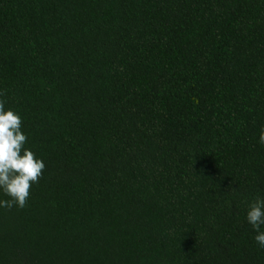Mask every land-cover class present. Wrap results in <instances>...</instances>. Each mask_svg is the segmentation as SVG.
<instances>
[{
  "label": "trees",
  "instance_id": "obj_1",
  "mask_svg": "<svg viewBox=\"0 0 264 264\" xmlns=\"http://www.w3.org/2000/svg\"><path fill=\"white\" fill-rule=\"evenodd\" d=\"M0 92L45 164L0 264H264V0H0Z\"/></svg>",
  "mask_w": 264,
  "mask_h": 264
},
{
  "label": "clouds",
  "instance_id": "obj_2",
  "mask_svg": "<svg viewBox=\"0 0 264 264\" xmlns=\"http://www.w3.org/2000/svg\"><path fill=\"white\" fill-rule=\"evenodd\" d=\"M4 95L0 92V96ZM22 120L12 109H5L0 100V190L9 197L0 200V207L11 209L24 208L30 196V188L38 183L45 164L35 154L24 147L27 136L22 132ZM259 143L264 144V126L259 134ZM247 222L257 233L255 241L264 248V199L256 198L248 205Z\"/></svg>",
  "mask_w": 264,
  "mask_h": 264
}]
</instances>
